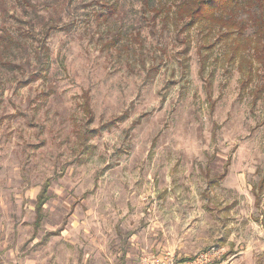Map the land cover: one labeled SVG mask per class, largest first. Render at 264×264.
Here are the masks:
<instances>
[{"label":"rangeland","instance_id":"obj_1","mask_svg":"<svg viewBox=\"0 0 264 264\" xmlns=\"http://www.w3.org/2000/svg\"><path fill=\"white\" fill-rule=\"evenodd\" d=\"M5 1L19 38L0 42V264H141L212 245L227 264H264L262 66L232 59L231 39L142 19L141 0H66L72 28L49 38V76L24 84L40 36ZM106 1L118 10L98 17ZM10 155L20 173L11 181Z\"/></svg>","mask_w":264,"mask_h":264},{"label":"trees","instance_id":"obj_2","mask_svg":"<svg viewBox=\"0 0 264 264\" xmlns=\"http://www.w3.org/2000/svg\"><path fill=\"white\" fill-rule=\"evenodd\" d=\"M19 7L30 16L29 37L33 33L40 36L36 38V46L30 52L24 68L28 72L24 84L43 79L50 73L49 38L58 31L69 30L72 24H65L63 17L66 0H15ZM99 1V0H98ZM142 19L148 13H152L151 23L162 17L163 26L169 25V20L177 27L178 33L191 31L194 27L207 30V33L217 34V39H231L233 43L232 59L239 58L241 63L244 59H250L252 63L262 66L263 73L259 75L264 81V0H141ZM6 4L0 0L1 7ZM117 2L106 1L102 3L98 17L114 16L118 10ZM7 11L0 9V42L4 39H13L14 44L18 41V30L10 32L5 25ZM163 27V28H166ZM16 35V36H15ZM181 35V34H180ZM205 36H208L207 34ZM117 34L109 39L111 47H118ZM213 44H209L210 48ZM34 60V63H33ZM245 60V61H246ZM157 71L156 67L149 70L148 77ZM253 78V72H250ZM264 84V82H263ZM83 110L88 121L94 119L93 109L88 94L84 95ZM224 175V174H223ZM223 177V176H221ZM220 177V178H221ZM215 183L216 179H211ZM51 181L47 180L42 190L37 195L35 202L34 227L38 231L45 218V204L50 199L48 193Z\"/></svg>","mask_w":264,"mask_h":264},{"label":"built area","instance_id":"obj_3","mask_svg":"<svg viewBox=\"0 0 264 264\" xmlns=\"http://www.w3.org/2000/svg\"><path fill=\"white\" fill-rule=\"evenodd\" d=\"M225 250L219 246H208L193 256H182L170 252L142 257L141 264H227Z\"/></svg>","mask_w":264,"mask_h":264},{"label":"clouds","instance_id":"obj_4","mask_svg":"<svg viewBox=\"0 0 264 264\" xmlns=\"http://www.w3.org/2000/svg\"><path fill=\"white\" fill-rule=\"evenodd\" d=\"M20 175L18 168L16 166V161L13 158L12 155L9 156L8 158V163L4 169V177L11 181L13 178H18ZM25 175L29 178L30 182H35L37 179H39V177H37L34 173H32L29 169H25ZM30 190L29 188V183H25L23 185V187L20 189V191L24 194V197H27V193ZM10 191L12 193H15L16 189L15 188H10ZM0 199H3L5 201L8 200V197L4 196V197H0ZM22 222V218H19ZM44 230H47L48 224L45 223L44 224ZM20 231H23L22 229ZM5 232H7V228L5 229ZM50 258V257H49ZM37 259H39V257H37ZM53 264H61L60 262V257L57 256L56 261L53 262Z\"/></svg>","mask_w":264,"mask_h":264}]
</instances>
